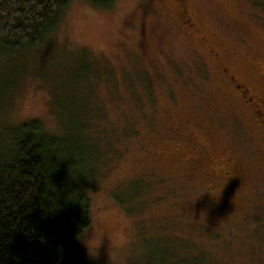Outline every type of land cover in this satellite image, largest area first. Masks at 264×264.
<instances>
[{
	"label": "rangeland",
	"instance_id": "obj_1",
	"mask_svg": "<svg viewBox=\"0 0 264 264\" xmlns=\"http://www.w3.org/2000/svg\"><path fill=\"white\" fill-rule=\"evenodd\" d=\"M216 54L264 70V0H75L40 48L0 50V133L38 120L99 156L92 264H264V161Z\"/></svg>",
	"mask_w": 264,
	"mask_h": 264
},
{
	"label": "trees",
	"instance_id": "obj_2",
	"mask_svg": "<svg viewBox=\"0 0 264 264\" xmlns=\"http://www.w3.org/2000/svg\"><path fill=\"white\" fill-rule=\"evenodd\" d=\"M73 1L0 0V50L40 48ZM81 1L100 10L116 2ZM99 163L78 133L61 138L38 120L0 133V264H92L80 237L91 224L89 173Z\"/></svg>",
	"mask_w": 264,
	"mask_h": 264
},
{
	"label": "flooded vegetation",
	"instance_id": "obj_3",
	"mask_svg": "<svg viewBox=\"0 0 264 264\" xmlns=\"http://www.w3.org/2000/svg\"><path fill=\"white\" fill-rule=\"evenodd\" d=\"M178 18L184 27L192 29L190 20H183L186 18L184 12L178 13ZM215 58L230 90L231 98L241 106L246 116V124L251 134L247 139L256 141L258 152L264 161V70L252 74L247 69H237L227 64L220 59L219 54H216ZM228 162L231 163V160ZM223 177L230 180L233 177L232 172L226 171Z\"/></svg>",
	"mask_w": 264,
	"mask_h": 264
}]
</instances>
